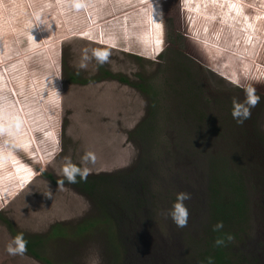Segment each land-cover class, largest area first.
Masks as SVG:
<instances>
[{
	"label": "rangeland",
	"instance_id": "374dc122",
	"mask_svg": "<svg viewBox=\"0 0 264 264\" xmlns=\"http://www.w3.org/2000/svg\"><path fill=\"white\" fill-rule=\"evenodd\" d=\"M169 1L0 0V264H199L213 224L208 160L222 155L233 160L247 208L241 223H223L232 236L227 256L264 264V0H178L182 45L202 67L201 103L213 119L174 103L148 146L146 184L124 192L129 204L118 223L59 183L64 158L79 164L85 152L96 157L87 165L92 176L137 166L134 131L149 103L138 84L165 67L157 59L165 9L178 18ZM93 50H107V61L99 64ZM248 87L260 97L255 117L222 123ZM178 191L191 194L185 227L167 216ZM17 233L41 240L50 263L26 251L9 255Z\"/></svg>",
	"mask_w": 264,
	"mask_h": 264
},
{
	"label": "trees",
	"instance_id": "16d2710c",
	"mask_svg": "<svg viewBox=\"0 0 264 264\" xmlns=\"http://www.w3.org/2000/svg\"><path fill=\"white\" fill-rule=\"evenodd\" d=\"M167 71H175L176 73L174 74L178 80L174 78L170 79L171 77L166 75ZM196 75H199V73L194 71L192 74V70L185 63L181 70H173L170 66L165 65L156 79H143L138 84V87L148 97L149 103L145 117L140 121L134 131L135 135L139 138L142 148L137 166L130 172L120 176L102 174L89 175L84 182H79V178H77V183H70L82 194L96 201L98 208L103 211L105 218L109 219L111 217L118 223L121 220V214L118 210H124L127 208V204H129L124 196V192H140L144 188L146 183L143 181L142 176L148 167L146 163V157L149 154L148 146L151 147L155 143V140L161 136L164 130L163 127L166 124L163 121L165 118H170L173 112H175L172 110L175 102H180L179 104L183 105L181 107L192 112L194 116L196 114L201 116V114L207 111L208 113L204 118H209V120L213 119L212 114L201 103L202 99L206 100L208 97V93L205 90L206 86L204 84L193 86L190 85L191 83L187 84L185 82L187 79L191 82ZM181 78L184 81H181ZM119 80L125 81L126 79L119 77ZM261 93L264 95V92ZM251 114L250 118L255 117L253 113ZM222 123L235 124L236 121L233 118H226L222 120ZM218 129L221 130V128ZM236 156H239V154H236L234 157ZM24 158L27 157L24 155ZM232 162L233 160L227 161L224 155L222 157L211 156L210 160H208L209 170L206 191L209 195L208 204H210L209 211L212 213L211 218L213 224H211V230L205 236L207 242L206 248L199 257L200 261L205 260V262H202L204 264H208L207 258L209 257L212 258V264H238L233 263L227 256L225 249L228 246V240H225L222 246L214 244L216 238H223L225 234L231 235L230 231L228 232L222 229L213 231L212 228L217 221L226 223L230 228V225L234 222L241 223L244 221V217L247 214L246 197L243 194V187L237 181V177L231 169L232 166L228 165V163L232 164ZM226 197H229V199ZM25 240L27 241L26 252L50 263L49 259L43 253V242L41 240Z\"/></svg>",
	"mask_w": 264,
	"mask_h": 264
},
{
	"label": "clouds",
	"instance_id": "9594fccd",
	"mask_svg": "<svg viewBox=\"0 0 264 264\" xmlns=\"http://www.w3.org/2000/svg\"><path fill=\"white\" fill-rule=\"evenodd\" d=\"M92 56L95 57L99 64H103L107 61L109 57V52L107 50H93ZM87 50L83 55V60H88ZM87 65L85 63H80V68H85ZM260 100V97L255 94V89L253 87H248L245 90L243 99L233 98L230 101V111L229 114L238 125H242L245 120H247L251 114V108L254 107ZM96 160L95 155L92 152H85L81 158L80 163H73L70 157L64 158V163L60 167V173L63 176V180L59 183L62 185L66 180L68 183L84 182L87 180L90 168L88 164H94ZM31 175V173H28ZM191 198V194L186 191H178L175 193V199L171 203L170 208L167 210V216L171 219L177 227H185L188 221V208L185 205V201ZM223 228V223L217 221L213 226V231H218ZM232 236L230 234H225L223 238H216L214 244L217 246H222L225 240H231ZM27 241L24 238L23 233H17L15 236L11 237L6 245V251L9 255H22L26 251ZM208 264H212V258L209 257Z\"/></svg>",
	"mask_w": 264,
	"mask_h": 264
},
{
	"label": "flooded vegetation",
	"instance_id": "af4514ba",
	"mask_svg": "<svg viewBox=\"0 0 264 264\" xmlns=\"http://www.w3.org/2000/svg\"><path fill=\"white\" fill-rule=\"evenodd\" d=\"M170 2L173 4V11H176V14H174V16L178 18L175 19L173 17L171 10H169L170 8L165 9L162 48L160 49V53L158 54L157 59L159 60V63L162 64V66L168 65L173 70H181L184 64L186 63V65L192 70V74L195 71L199 73V75L194 76L191 82L189 79H187L185 82L187 84L191 83L190 85H193V86H198L199 84H202V85L204 84L206 86V84L202 82L204 80V77L202 75L203 74L202 67L199 64L193 49L191 48V46L189 47L188 44L187 46H185V44L184 46L182 45V36L186 37V33L185 34L183 33V31H185V28L180 30L179 22L182 19V16H181V11L179 8L178 0H170L168 3ZM170 15H172L173 19H170ZM177 19H178L179 26L177 23ZM184 40H186V38H184ZM174 73L176 72L167 71L166 75L171 77L170 79H173V78L177 79ZM180 80L184 81L183 78H181ZM262 96L264 97V95ZM202 262H205V260L200 261L198 257V263L204 264Z\"/></svg>",
	"mask_w": 264,
	"mask_h": 264
}]
</instances>
